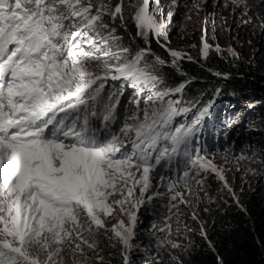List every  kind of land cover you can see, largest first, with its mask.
<instances>
[{
	"label": "snow or ice",
	"instance_id": "1",
	"mask_svg": "<svg viewBox=\"0 0 264 264\" xmlns=\"http://www.w3.org/2000/svg\"><path fill=\"white\" fill-rule=\"evenodd\" d=\"M230 3L247 17L246 25L253 23L254 7L264 9V0ZM171 6L165 19L161 0H0V264H104L100 234L119 244L123 264H130L133 210L153 199L155 176L164 179L160 169L182 161V173L168 184L179 204L188 203L185 193L203 188L202 174L225 181L223 169L193 147L210 105L190 123L174 125L190 109L165 97L186 85L160 90L169 62L149 47L133 52L118 32L130 18L146 45L160 43L178 0ZM255 18L264 29V12ZM161 47L178 70L179 61L193 59ZM210 48L202 38V58ZM125 86L137 95L155 92L151 107L126 117L117 130ZM241 159L254 161L255 155ZM117 209L127 222L117 219L108 228L106 219ZM157 230L170 231L167 225ZM165 244L179 247L160 240Z\"/></svg>",
	"mask_w": 264,
	"mask_h": 264
},
{
	"label": "clouds",
	"instance_id": "2",
	"mask_svg": "<svg viewBox=\"0 0 264 264\" xmlns=\"http://www.w3.org/2000/svg\"><path fill=\"white\" fill-rule=\"evenodd\" d=\"M161 4L164 7V18L167 19V12L172 11L171 0H161ZM194 4L198 5V8L193 7ZM262 12L264 9L254 7L253 23L246 25L243 20L247 17H243L230 0H178L166 38L163 37L169 46L153 39L165 53L159 57L169 62L161 69L164 84L160 86V90L186 85L182 93L165 97L166 100H179L180 107L190 109L187 113L176 116L174 125L190 123L198 109L210 105L196 133L193 147L207 160L223 169L225 181H221L214 173H204L201 176L203 188L194 187V195L185 193L188 203L179 204L171 199L174 193L168 190V184L171 180L178 179L182 173V161H173L170 166L160 169V175L164 179L155 176L150 192L153 199L144 203L138 210H133L136 211L137 224L132 241L134 247L129 253L130 264H196L198 261L208 263L219 260V250L226 240V227L223 223L234 217L249 215V202L254 197L264 195V116L256 112L258 102L243 100L238 92L232 89L235 79L245 78L242 65L247 60V53L243 52L241 46L252 51H257L261 46L256 45L253 49L249 45L253 40L255 44L262 42L264 30L255 18ZM127 22L134 25L130 18ZM188 23L196 24L201 28L199 31L212 35H203L199 40L190 39L184 43L170 39L174 30ZM127 29V26L118 27V32L120 34L122 30ZM130 37L133 38L132 35ZM202 38L211 46L206 59L202 58L200 53ZM161 44L187 53L193 59L185 58L179 61L178 70L171 65V57ZM131 46L136 50L146 47L132 43ZM217 47L220 49L219 53L215 51ZM196 49L199 58L192 56ZM229 50L235 53V56L230 55ZM151 52L153 56H157L152 50ZM212 59L219 64L215 67L208 66ZM217 72L227 78L213 74ZM120 83L109 81V85L117 88ZM217 89L220 90L219 93ZM122 92L117 107V122L113 125L117 130L125 123L126 117L134 113L142 116V110L151 107L149 97L154 96L155 90H145L137 95L135 89L125 86ZM127 122L131 123L130 120ZM253 154L254 161L241 159ZM225 182L228 187H225ZM176 190L185 192L183 187ZM174 204L178 206L173 207ZM117 219L127 222L128 218L120 215L117 209L114 217L106 219L107 227L111 228ZM153 224L157 229L167 225L170 231L161 233L153 229ZM96 239L99 249L102 250L100 255L104 257V264H123L122 248L119 244L113 246L115 242L109 241L103 234L98 235ZM162 239L175 242L179 247L173 249L170 244L160 247ZM90 255L95 259L94 254ZM111 255L116 256L115 261L111 260Z\"/></svg>",
	"mask_w": 264,
	"mask_h": 264
},
{
	"label": "trees",
	"instance_id": "3",
	"mask_svg": "<svg viewBox=\"0 0 264 264\" xmlns=\"http://www.w3.org/2000/svg\"><path fill=\"white\" fill-rule=\"evenodd\" d=\"M127 28V30H122L120 35L133 52L136 48L132 47L131 43L149 47L157 56L165 54L153 39L146 45L144 39L136 35L135 25L127 22ZM130 35L133 36L132 39ZM160 41L169 46L163 37ZM261 43L257 51L241 46L243 52L247 53V60L242 65L245 78L235 79L232 89L238 92L241 99L258 102L256 112L264 116V31ZM192 56L199 58L197 49ZM217 64L219 62L212 59L208 66L215 67ZM248 209L250 210L249 215L234 217L223 223L226 227V240L219 250V260L208 263L198 261L196 264H264V195L252 198ZM111 256V260L115 261L116 256Z\"/></svg>",
	"mask_w": 264,
	"mask_h": 264
},
{
	"label": "rangeland",
	"instance_id": "4",
	"mask_svg": "<svg viewBox=\"0 0 264 264\" xmlns=\"http://www.w3.org/2000/svg\"><path fill=\"white\" fill-rule=\"evenodd\" d=\"M201 28H199L198 25H193L192 23H188L183 25L182 27H180L177 30H174L171 35H170V39L173 40L174 42H180V43H184L190 39L196 41L201 39V37L203 35H212V34H208V33H203L202 31H199ZM170 33V32H168ZM258 37H260V35H258ZM257 46L261 45V42H256L255 44V40L252 41V43L249 45L251 48H255ZM245 55V53H244Z\"/></svg>",
	"mask_w": 264,
	"mask_h": 264
}]
</instances>
